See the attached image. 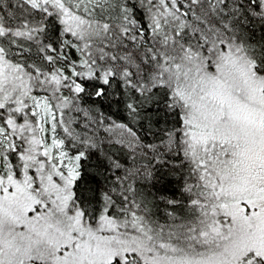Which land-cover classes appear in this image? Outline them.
Segmentation results:
<instances>
[{
    "label": "snow or ice",
    "instance_id": "obj_1",
    "mask_svg": "<svg viewBox=\"0 0 264 264\" xmlns=\"http://www.w3.org/2000/svg\"><path fill=\"white\" fill-rule=\"evenodd\" d=\"M0 264H264V0H0Z\"/></svg>",
    "mask_w": 264,
    "mask_h": 264
},
{
    "label": "trees",
    "instance_id": "obj_2",
    "mask_svg": "<svg viewBox=\"0 0 264 264\" xmlns=\"http://www.w3.org/2000/svg\"><path fill=\"white\" fill-rule=\"evenodd\" d=\"M105 112V116H111V120L112 121H115L116 123H121V122H124L122 120V117H123V113L120 112H116L115 109H112L111 111L105 109L104 110ZM69 117H73L75 118L78 123L76 124H73V127L79 129V125L83 124L85 122V118L83 116V113H76L75 111H67L66 110V119L69 118ZM97 119H99V117H97ZM105 127H107V122L104 124V125H96L94 126V128H98V135L101 137V138H104V139H108L109 137H111L112 139H116L119 137V131L118 130H114V132L112 133H109V132H106L104 129ZM115 155L118 157V158H121L123 159L124 156H125V153L124 152H116Z\"/></svg>",
    "mask_w": 264,
    "mask_h": 264
},
{
    "label": "rangeland",
    "instance_id": "obj_3",
    "mask_svg": "<svg viewBox=\"0 0 264 264\" xmlns=\"http://www.w3.org/2000/svg\"><path fill=\"white\" fill-rule=\"evenodd\" d=\"M66 111V110H65Z\"/></svg>",
    "mask_w": 264,
    "mask_h": 264
}]
</instances>
